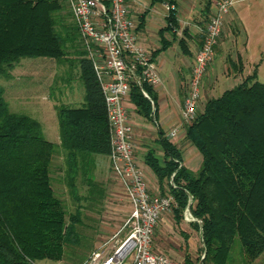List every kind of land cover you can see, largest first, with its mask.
I'll return each instance as SVG.
<instances>
[{"label": "trees", "instance_id": "obj_1", "mask_svg": "<svg viewBox=\"0 0 264 264\" xmlns=\"http://www.w3.org/2000/svg\"><path fill=\"white\" fill-rule=\"evenodd\" d=\"M154 3L175 7L169 12L167 31L178 30L176 0ZM62 9L59 0H0L1 76H12L23 59L62 61L67 57V42L78 30L61 26ZM60 28L70 35L65 37ZM168 46L165 41L161 51ZM80 73L85 103L56 108L59 144L46 139L38 120L12 112L0 87V264L63 260L66 247L79 243L80 203L105 196L95 178V156L111 154L105 96L88 57H81ZM129 100L139 116L153 120L157 98L151 86L133 82ZM186 139L202 156L197 173L180 165V150L163 136L165 163L153 152L147 155L146 164L157 176L162 195L168 184L177 201L178 223L187 208L197 220L192 227L202 236L201 264H255L264 255V84L256 71L210 99L187 128ZM60 151L63 180L78 204L69 220L53 186L52 168ZM173 174L176 188L169 183ZM82 187L88 196L81 195ZM237 245L240 253H236ZM185 264H192L190 256Z\"/></svg>", "mask_w": 264, "mask_h": 264}, {"label": "built area", "instance_id": "obj_2", "mask_svg": "<svg viewBox=\"0 0 264 264\" xmlns=\"http://www.w3.org/2000/svg\"><path fill=\"white\" fill-rule=\"evenodd\" d=\"M237 2L218 0L215 4L193 61L182 123L169 133L170 141L178 140L183 132L186 137L187 128L198 118L204 78L215 62L226 19ZM66 3L103 89L111 131V170L130 204V214L114 244L110 249L108 244L102 245L85 264H185L153 250L156 229L162 217L175 210L177 201L171 194L150 193L135 156L133 128L125 106L133 82L140 87L143 84L158 87L162 85V76L151 56L138 44L127 0H66ZM163 5L168 13L175 9L168 3ZM143 94L151 100L148 93ZM174 177L175 174L169 183L176 188ZM123 231H126L124 239L118 240Z\"/></svg>", "mask_w": 264, "mask_h": 264}, {"label": "rangeland", "instance_id": "obj_3", "mask_svg": "<svg viewBox=\"0 0 264 264\" xmlns=\"http://www.w3.org/2000/svg\"><path fill=\"white\" fill-rule=\"evenodd\" d=\"M203 1L204 0H202V3ZM245 5L248 6L243 15L246 23H248L246 27H248L251 32V55L256 59L255 64L258 69L259 81L264 84V0H253L252 2L244 4V6ZM199 15L200 14H197L198 17ZM208 18L209 17L205 19H186L185 22L182 23V29H188L194 36H202ZM67 20L70 24L73 21L71 17H68ZM234 28L236 30L232 31L231 34L228 30L224 31L222 42L227 41L228 43L226 45L227 57L225 60L227 59L229 63L234 61L238 64L237 56L239 52L237 48L242 45L245 39L241 36V30H243L242 25L235 23ZM60 30L65 37L70 35V32L65 28H60ZM222 42L217 50L219 54L223 45ZM66 51L67 57L62 61L52 59H23L17 67L11 71L12 76L6 77L0 75V87L5 90V98L9 103L10 110L14 113L29 115L38 120L42 125L46 139L55 144H57L60 139L59 123L55 108L60 106H78L79 104H71L70 98L73 94L76 97V101L80 103H85L86 97V90L80 73V59L82 56L87 58L88 55L77 31L69 38ZM219 56L220 55L217 57ZM187 60H189V58H187ZM192 60L193 58L191 61L187 62H191L192 64ZM239 73L238 70L229 67L221 77L219 75L215 88L219 87L221 81L225 79L227 83L220 85L216 97H220L225 91L238 86L239 83H243L241 78L236 79L239 78L237 77ZM161 76L162 85L168 83V76L165 75V73H161ZM208 83H210V80L206 81V85H208ZM25 99H30L35 106L36 103L41 104L40 108H36L34 105H31V103L30 105H25ZM148 136L150 138L148 140L150 143L144 144L143 147L146 149L155 148V146H153L154 135ZM190 147L191 145L188 143V140L185 139L179 149L185 151ZM145 148H143V151L147 152ZM194 150L197 152L198 156L193 162V166L189 167L194 170L195 165L197 166L196 171H198L202 164V156L195 148ZM95 159L97 160L95 178L104 188L105 196L104 198H99V195H97L94 199H89L88 201L82 200L80 203L83 210L81 223L77 227L80 235L79 243H73L67 246L64 258L61 261H42L36 264H85L91 254L102 245L108 244L107 248L110 249L116 240L115 236L122 230L130 214L129 201L123 187L113 175L111 168H108V157L95 156ZM63 165L64 157L62 151H60L55 157L52 168L53 186L57 196L63 201L66 207L67 219L69 220L70 215L75 214L78 204H76L71 197L69 189L63 180ZM149 190L150 193L154 195L150 188ZM87 194V190L82 187L81 195L86 197L88 196ZM187 212L191 214L190 210L187 208L184 212V217ZM157 230L158 229H156V232ZM125 232L126 231L122 232L118 240L124 239ZM200 242L201 247H199L196 256L193 258L192 264H201L200 259L202 256L203 243L202 241ZM240 251L241 247L237 245L236 253H240ZM255 264H264V255L257 260Z\"/></svg>", "mask_w": 264, "mask_h": 264}, {"label": "crops", "instance_id": "obj_4", "mask_svg": "<svg viewBox=\"0 0 264 264\" xmlns=\"http://www.w3.org/2000/svg\"><path fill=\"white\" fill-rule=\"evenodd\" d=\"M59 1L63 5V9L59 13L61 26L67 29L68 27H76L66 0ZM217 1L218 0H204L203 4L202 0H176L175 18L178 23V30H174L173 33L167 31L169 13L163 5L165 3L157 4L154 3V0H127L130 16L136 24L139 46L148 52L160 74L165 73L169 78L168 83L165 85L152 87L153 93L157 98V106L155 107L156 109L154 108L156 114L152 121H148L139 116L129 98L125 102L129 122L133 128L135 156L145 173L149 188L154 195H162V189L160 188L157 176L146 164V158L149 152H153L155 158L159 160L162 165L167 160L166 154L160 145V141L162 136L168 138L169 133L182 123V111L185 98L188 94L193 66V62L191 64V62L187 61H191L192 58V61H194L195 54L199 50L202 40L201 36H194L188 29H182V23L185 22L186 19H205L210 17ZM252 1L253 0H238L231 15L226 19L224 31L228 30L231 34L232 31L236 30L234 24H240L243 27L241 36H243L245 40L242 45L237 48L239 53L237 56L238 64H236L234 61L229 63L227 59L225 60L227 57L226 45L228 43L227 41L222 42L223 38H221L217 47L218 50L222 42L223 45L220 49V54L216 50L215 62L207 72L202 84V98L199 103V113L204 111L205 105L210 99L217 98L216 94L219 92L220 85L227 83L225 79L221 81L219 87L215 88L217 78L219 75L221 77L229 67L240 72L237 76L239 78L236 79L241 78V81L244 82L246 78L256 71L259 81L258 69L255 64L256 59L251 55V32L250 29L246 27L248 23H246L243 15L248 6H244V4ZM197 14H200L199 17ZM68 17H71L73 20L71 24L67 20ZM165 41L168 42L169 46L166 50L161 51ZM218 55L220 56L217 57ZM187 58H189V60H187ZM207 80H210L208 85H206ZM70 101L72 105L79 104L76 107H80L84 104L76 101L74 94L71 95ZM24 103L25 105H30L31 103V105L35 106L30 99H25ZM40 106L41 104L36 103L35 107L40 108ZM148 135H154L153 146H155V148L153 146V148L148 149L143 147L144 144L150 143L148 141L150 139ZM185 139V133L183 132L178 140H168L179 149ZM59 143L60 139L58 140V144ZM188 143L191 145L189 149L185 151L179 149L183 166L187 170L197 173V166L194 165V170L189 166H193V162L198 154L195 152L192 144L189 141ZM143 148H145L147 152H144ZM108 168H111L110 159ZM165 189L166 194H169L168 184H165ZM189 215L192 216L187 212L180 223L177 222L174 211L162 217L153 242V250L155 253L169 256L179 262L184 261L183 263L186 262L188 256L193 260L199 247H201L200 241H202V236L201 233L195 231L192 227L193 221L189 218Z\"/></svg>", "mask_w": 264, "mask_h": 264}, {"label": "water", "instance_id": "obj_5", "mask_svg": "<svg viewBox=\"0 0 264 264\" xmlns=\"http://www.w3.org/2000/svg\"><path fill=\"white\" fill-rule=\"evenodd\" d=\"M192 215V214H191ZM193 217V216H192ZM194 218V217H193ZM195 219V218H194ZM196 220V219H195ZM197 221V220H196Z\"/></svg>", "mask_w": 264, "mask_h": 264}, {"label": "bare ground", "instance_id": "obj_6", "mask_svg": "<svg viewBox=\"0 0 264 264\" xmlns=\"http://www.w3.org/2000/svg\"><path fill=\"white\" fill-rule=\"evenodd\" d=\"M190 218V217H189Z\"/></svg>", "mask_w": 264, "mask_h": 264}]
</instances>
